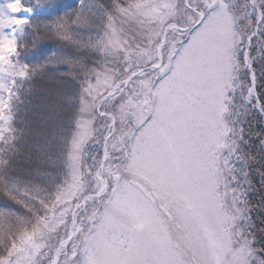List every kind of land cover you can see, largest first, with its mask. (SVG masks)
Wrapping results in <instances>:
<instances>
[{
  "label": "snow or ice",
  "instance_id": "obj_1",
  "mask_svg": "<svg viewBox=\"0 0 264 264\" xmlns=\"http://www.w3.org/2000/svg\"><path fill=\"white\" fill-rule=\"evenodd\" d=\"M178 2L114 0L121 15L143 17L138 23L149 26L148 40L133 48L107 13L102 52H123L122 70H97L82 97L83 111L107 120L102 154L91 166L82 164L95 120L79 123L70 178L37 201L45 215L37 213L38 223L17 238L19 247L10 241L0 264H12L14 252L25 248L35 256L36 237L61 225L65 234L48 264H264V248L256 246L264 228L252 220L249 201L264 189V133L248 150L238 114L243 84V104L264 115V89L257 90L253 67L257 56L264 59V6L249 0L248 30L241 32L242 17L230 0H184L177 23ZM30 11L25 0H5L0 37L22 32L29 19L20 13ZM18 56L0 68V142L9 130L15 78L27 75Z\"/></svg>",
  "mask_w": 264,
  "mask_h": 264
},
{
  "label": "trees",
  "instance_id": "obj_2",
  "mask_svg": "<svg viewBox=\"0 0 264 264\" xmlns=\"http://www.w3.org/2000/svg\"><path fill=\"white\" fill-rule=\"evenodd\" d=\"M42 1L45 0L39 3L25 0L35 17L22 52L31 54L34 73L27 82L18 85L19 93L13 102L15 125L9 144L1 145L3 153L0 155L5 163L0 165V193L8 198L5 205L14 206V211L0 208V227L10 225L12 220L16 224L8 226L6 233L0 235V253L21 234L22 226L29 229L38 223L37 213L43 217L45 211L37 201L46 199L61 186L63 179H59L64 176L69 136L78 116L77 88H82L87 80H94V71L104 64V59L99 58L104 53L99 42L104 40L107 31V13L116 11L114 0H92L95 6L91 9L94 10L86 12L76 4L71 8L60 6L62 0H55L58 3L54 2L52 8L45 7ZM180 7L182 10L183 4ZM183 19L181 11L178 21ZM102 56H108V50ZM107 62L110 64V60ZM262 65H256L260 81L258 90L264 89ZM56 86L60 101L47 100L44 90ZM245 129L250 134L249 126ZM260 160L264 163V158ZM254 166L260 167V163L251 165L250 171ZM253 196L256 201L252 220L260 219L257 226L264 228V210L259 207L264 203V189L250 193L249 201ZM257 239L256 246L264 248L259 232ZM3 243H7L6 246Z\"/></svg>",
  "mask_w": 264,
  "mask_h": 264
},
{
  "label": "rangeland",
  "instance_id": "obj_3",
  "mask_svg": "<svg viewBox=\"0 0 264 264\" xmlns=\"http://www.w3.org/2000/svg\"><path fill=\"white\" fill-rule=\"evenodd\" d=\"M181 0H179L180 2ZM184 1V0H183ZM198 1V0H197ZM232 6L233 3L236 7L238 16H241L242 18L239 20V31L243 32V31H247L248 27L246 25V23H244L242 21V19H245V17L248 16V14L251 12V4L249 3V0H232ZM179 2L177 4V8L179 7ZM264 0H261V6H263ZM89 5L85 7V9H87L88 11H93L94 9H91L94 5L93 2H89ZM243 4H244V8H243ZM0 5H3L2 3ZM231 7V6H230ZM231 10L234 11L233 7H231ZM109 13H112L113 17H114V28L117 30V32L122 36L125 37L130 44L133 46V48L137 45H146L147 44V40H148V35H147V28L149 27L147 24L145 25H141L140 23H138V21L142 20L143 17H136L135 19H131L129 17L123 16L120 13H117V15L115 14V12L111 11ZM252 14V18H253V22H255V13H251ZM21 16H25V15H21ZM241 23V25H240ZM7 31V30H6ZM108 31V30H107ZM84 36V35H83ZM104 39V38H103ZM87 41V40H86ZM103 41H100V47H103ZM106 50H108V56H102L104 53L106 54ZM105 51H103L104 53L102 55H99L101 59H104V61H102L104 64L100 67L97 68L98 71L103 72L105 69V66L107 65L108 67L110 66L112 68V66L110 64H106V61H111V59L117 64L116 66L120 65V69L122 67V64L124 62V53L123 52H118V51H114L111 49H106ZM120 58H121V63H120ZM258 58V59H257ZM99 65H101V63L95 62ZM108 63V62H107ZM259 66H261L263 64V59L261 58V56H257L256 57V63ZM253 64V67L254 65ZM109 67V68H110ZM255 68V67H254ZM94 71L95 73V78L94 80H91L92 82H95L96 80V71ZM264 75V74H263ZM239 78L241 81H247V70L246 69H242L239 73ZM89 81V80H87ZM85 87V84L83 85V87H78L77 90V94L78 97L80 98L79 100V107H78V116L77 119L75 121V127H73L72 132L70 133L69 136V145H68V150L66 153V158H65V166H64V176L61 177L62 183H60V187H63L65 182L70 178L71 175V171H72V162L70 160V156L73 152V140L76 138L77 133L79 132V128H78V124L82 123L84 120H91L94 119L95 120V137L90 140L86 146L83 149V156H82V164H86L91 166L94 163V159H95V155H100L102 154V145H101V140H102V134H103V130L107 124V120L103 117H100L97 113H95V111L93 110H89V111H83V103H82V97H84V92H83V88ZM51 90H55L57 93H59V88L56 87H52L50 88V90H48L47 88L44 90L45 98H48L47 100H53L55 102L60 101L58 99V95L56 96H52L50 94ZM246 92V89L244 88L243 84L241 85V89L239 91V95L243 97V93ZM241 97V101H243ZM63 102V100H62ZM64 103V102H63ZM65 104V103H64ZM242 103H240V101L238 102V114L243 116L245 118V123H248V126L250 128V137H249V145L251 146L248 150H251L254 152L255 149V145L253 144V141L257 140L259 137L256 135L257 133H264V120H262V127H259V124L257 125L255 120L257 119V117L259 115H257L254 111H257L255 108H252L251 106L245 105L243 104L242 106H240ZM250 110V112H249ZM246 115V117H245ZM260 117V116H259ZM258 117V118H259ZM262 118V117H261ZM264 118V115H263ZM256 125V128H255ZM261 129V131H260ZM255 154V153H254ZM253 169H255L256 167H252ZM259 175L255 176V178L253 179V183L256 185L257 189H260V184H259ZM259 184V185H257ZM60 187H57L60 188ZM11 189V187L9 188ZM56 189V190H57ZM55 190V191H56ZM261 190V189H260ZM53 191V193L55 192ZM1 194V193H0ZM3 196V194H1ZM255 196V195H254ZM251 198V204L254 205L256 199L255 197ZM21 208V207H20ZM10 215L13 216V213H10ZM81 215H83V213H81ZM14 218V217H13ZM258 219V218H257ZM260 219H258V221H255V219L253 220L255 222V224L257 225ZM18 222L20 223V220L18 219ZM264 222V221H263ZM262 222L263 226L264 223ZM8 223V222H7ZM12 224H16V222H14L12 220V222H10V225H5L0 227V235L6 233L7 231V227L11 226ZM27 227V226H26ZM22 232L25 230V227H23ZM21 232V233H22ZM65 234V228L63 225H61L59 227V229H55L52 231H45L44 234L42 236H37L36 237V243L40 245L39 248V252L38 254H36L35 256H33V249L31 248H25L24 251L22 252H14V255L11 257V261L12 264H33V261L35 262V264H48L49 258L51 257V251H49L48 249H52V251L56 249L57 245L59 244V242L61 241V239L64 237ZM20 235L16 236L15 239H17ZM53 242H56V244H54ZM7 244V243H6ZM6 244H2L5 245ZM10 246V243H9ZM8 246V248H9ZM17 246H20V240L17 239ZM8 248L4 249L3 253H0V255H3L5 257H7V253H8ZM43 249H47V251L45 253L41 252ZM43 261H46V263H44ZM43 262V263H42Z\"/></svg>",
  "mask_w": 264,
  "mask_h": 264
},
{
  "label": "clouds",
  "instance_id": "obj_4",
  "mask_svg": "<svg viewBox=\"0 0 264 264\" xmlns=\"http://www.w3.org/2000/svg\"><path fill=\"white\" fill-rule=\"evenodd\" d=\"M25 47V44L22 43L17 36L9 38L8 36L0 37V68H9L12 64L15 63L14 55H19L21 50ZM50 94L52 96L58 95L55 90H51ZM0 153H3V149H0ZM5 163L3 156L0 155V165ZM2 190V189H0ZM6 195H11L10 192H6Z\"/></svg>",
  "mask_w": 264,
  "mask_h": 264
}]
</instances>
